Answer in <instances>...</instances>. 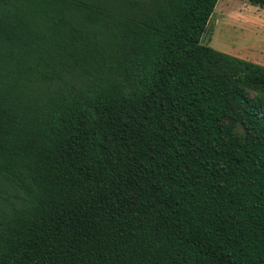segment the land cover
I'll use <instances>...</instances> for the list:
<instances>
[{
  "label": "trees",
  "instance_id": "1",
  "mask_svg": "<svg viewBox=\"0 0 264 264\" xmlns=\"http://www.w3.org/2000/svg\"><path fill=\"white\" fill-rule=\"evenodd\" d=\"M217 2L0 0V264H264V65L200 43Z\"/></svg>",
  "mask_w": 264,
  "mask_h": 264
},
{
  "label": "rangeland",
  "instance_id": "2",
  "mask_svg": "<svg viewBox=\"0 0 264 264\" xmlns=\"http://www.w3.org/2000/svg\"><path fill=\"white\" fill-rule=\"evenodd\" d=\"M200 43L264 65V5L218 0Z\"/></svg>",
  "mask_w": 264,
  "mask_h": 264
}]
</instances>
